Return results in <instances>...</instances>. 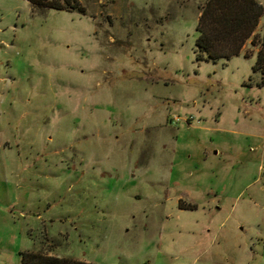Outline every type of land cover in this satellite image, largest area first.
I'll list each match as a JSON object with an SVG mask.
<instances>
[{"label": "rangeland", "instance_id": "374dc122", "mask_svg": "<svg viewBox=\"0 0 264 264\" xmlns=\"http://www.w3.org/2000/svg\"><path fill=\"white\" fill-rule=\"evenodd\" d=\"M52 1L0 0V264H264L256 47L196 59L204 0Z\"/></svg>", "mask_w": 264, "mask_h": 264}, {"label": "trees", "instance_id": "16d2710c", "mask_svg": "<svg viewBox=\"0 0 264 264\" xmlns=\"http://www.w3.org/2000/svg\"><path fill=\"white\" fill-rule=\"evenodd\" d=\"M34 5L63 8L52 0H29ZM69 7L75 6L66 0ZM264 11L258 0H204L199 6L194 40L196 59L229 58L238 54L249 39L256 47L253 72L258 74L257 86L264 85V26L256 32V26ZM250 53L245 54L249 56ZM180 207L194 208V204ZM18 264H93L90 261L71 256L56 255L41 250L23 249L19 251Z\"/></svg>", "mask_w": 264, "mask_h": 264}, {"label": "built area", "instance_id": "2783aa9c", "mask_svg": "<svg viewBox=\"0 0 264 264\" xmlns=\"http://www.w3.org/2000/svg\"><path fill=\"white\" fill-rule=\"evenodd\" d=\"M192 116L190 115V116H188V117H184V118H182V117H180L179 115H175V116H172V118H170V121L171 122H176V121H179V120H181V119H184V120H186V121H189V120H192Z\"/></svg>", "mask_w": 264, "mask_h": 264}, {"label": "crops", "instance_id": "0c3cea01", "mask_svg": "<svg viewBox=\"0 0 264 264\" xmlns=\"http://www.w3.org/2000/svg\"><path fill=\"white\" fill-rule=\"evenodd\" d=\"M179 200H184V198L178 196V197H177V204H178ZM187 202H188L189 204H194V205L196 206V203H195L194 201H192V200H191V201H190V200H187Z\"/></svg>", "mask_w": 264, "mask_h": 264}]
</instances>
